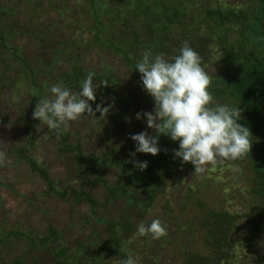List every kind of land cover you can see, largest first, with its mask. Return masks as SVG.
Masks as SVG:
<instances>
[{
	"label": "trees",
	"instance_id": "1",
	"mask_svg": "<svg viewBox=\"0 0 264 264\" xmlns=\"http://www.w3.org/2000/svg\"><path fill=\"white\" fill-rule=\"evenodd\" d=\"M43 1L53 3L55 0H17L12 7L0 9V86L10 93L27 94L30 98L29 110L20 114L26 143L16 148L14 154L18 161L25 162L32 172L44 180L48 193H56L61 199L71 196L75 204L86 203L92 220L103 224L106 231L105 239L90 237L74 247L60 242L54 250L47 249L54 256L52 264H117L118 260L126 259L131 251L123 250V246L129 242L131 234L136 233L138 226V222L126 214L128 209H136L140 220L164 192L166 180L176 170L188 164L174 158V150H178L179 143L164 135L158 138L160 152L156 156L136 153L133 158L129 154L135 152L136 145L135 142L131 143L128 134L133 122L129 123V129L124 126L126 118L133 119L135 116L134 110L142 107L144 112H153L155 107L152 97L143 90L141 74L135 70V64L142 53L150 49L153 54L164 53L169 58L179 54L184 42H188L201 55L203 68L212 62L215 54H221L218 72L209 75V91L216 103L239 107L242 115L238 123L251 132L250 153L236 161L245 163L253 175L251 194L257 200V217L254 220L248 216V225L264 226V129L261 128L264 123V0H248L242 9L229 7L224 0H125V4L132 8L130 13L122 8L113 12L103 0H86L93 9L91 15L96 26L93 29L94 40L118 54L132 73L133 79L119 90L120 81L107 67L102 69V73H95L93 78L97 90L95 101L89 102L91 107L95 111L96 106L103 102V107L111 106V110L106 116L101 117L96 112V115L84 114L80 118L94 120L93 126L102 128L101 143L105 149L108 147L107 141L113 138L110 148L104 152L85 153L79 144L70 143L72 131L62 129L57 135L46 126L48 138L57 141L59 152L74 154L75 172L83 178L79 188L65 187L62 191L56 188L57 182L48 175L47 165L39 163L30 153L31 149L38 148L40 136L36 134V130L43 124L32 118L33 111L40 99L49 97L47 92L50 93L53 84L63 82L72 91H79L81 81L94 71L85 70L76 60L80 46L73 37L66 42H58L53 50L55 55L47 60L40 57L35 65L29 62L20 45L12 43L19 36L30 37L33 42L42 43L41 49L46 52L52 40L46 38L45 30L35 24V30L30 36L31 31L27 26L14 20L15 15L19 14V8L24 6L26 10L31 9L34 23L35 18L42 15L38 13L43 7ZM189 7H196L201 11L198 20H184ZM102 17L110 23L111 36L121 33L124 43L112 44L111 37L103 39L107 28L100 19ZM135 20H138L140 26L136 30L131 26ZM116 23H120L118 30H115ZM52 27H47L48 32ZM234 33L238 39L231 41ZM127 37L130 40L127 41ZM62 60H68L70 66L64 71H58L59 75H53V69ZM42 77L45 80L41 81ZM102 81H108V87L101 86ZM107 97L108 104L105 103ZM121 111L128 112L129 117L118 119ZM105 124H109L110 128H105ZM152 134L151 136L157 135L155 132ZM114 138L118 140L114 141ZM125 144L132 146L125 149ZM133 159L147 161V168L140 171L133 163L128 162ZM106 168L114 172L112 181L106 179L109 171ZM92 186H101L105 190L106 197L101 203L85 191L86 187ZM114 200H123L125 211H121L120 216L115 219L100 217L97 210ZM196 207L199 210L204 208L202 203ZM162 210L169 215L171 207L165 204ZM238 218L239 215L227 211H204L199 226L204 233L203 245L210 254L189 255L185 264H230L226 261L231 251L230 233L235 230ZM12 236H23L34 248L48 246L53 240L60 239L54 229L39 241L15 231L0 236V247L8 244ZM144 257L142 264H161L155 251L146 249ZM9 264H24V261L15 259Z\"/></svg>",
	"mask_w": 264,
	"mask_h": 264
},
{
	"label": "rangeland",
	"instance_id": "2",
	"mask_svg": "<svg viewBox=\"0 0 264 264\" xmlns=\"http://www.w3.org/2000/svg\"><path fill=\"white\" fill-rule=\"evenodd\" d=\"M14 1L17 0H0V9L12 7ZM224 1L229 7L242 9L248 0ZM43 2V7L38 13L42 15L35 18L36 23H33L31 19V9L26 10L24 6L19 8L18 16L14 17L15 21H20V24L27 26L31 31L30 36L36 24L45 30L47 34L45 37L52 40L46 52L41 49L42 43L33 42L30 37L19 36L12 41L21 46L32 65H35L40 57L45 60L51 59L55 45L73 37L80 46L76 60L85 70L92 69L94 73H102L105 67L111 69L114 77L120 81L119 90L133 79L123 59L94 40L93 29L96 26L91 15L93 9L86 0ZM103 3L107 8H112L113 12L122 8L130 13L132 9L125 4V0H103ZM96 9L101 12L99 8ZM200 12L196 7H189L184 20L187 22L198 20ZM100 19L104 21L107 28L103 39L111 37L112 44L124 43L123 35L117 33L111 36L110 23L105 17ZM132 23V29L136 30L140 27L138 20ZM49 25L53 27L48 32ZM116 25L115 30L120 29V23ZM232 35L231 41H236L238 39L236 34ZM128 40H130L129 37H127ZM220 60L221 54H215L212 62L204 68L208 75H215L218 72ZM69 63L68 60H62L53 69V75H59L58 71L67 69L70 66ZM40 80H45V77ZM47 93V97L50 96V93ZM29 99L27 94L10 93L0 86V150L5 151L7 156L5 164L0 166V236L18 231L39 241L46 238L50 230L54 229L60 239L53 240L48 246L34 248L23 236H12L8 244L0 247V264H9L15 259H22L24 264H52L54 256L47 249L54 250L60 242L68 247H74L80 241H86L90 237L106 238L104 225L92 220L86 203L75 204L71 196L61 199L56 193H48L44 180L37 173L32 172L25 162L16 159L14 150L26 143L20 114L29 110ZM108 100L107 97L106 104ZM142 109L141 107L140 110H134L135 116L132 117L133 119L130 118L133 125L132 130L128 132L129 136L145 131L151 136L155 132L147 127L145 118L136 119L137 113H144ZM128 115V112L121 111L118 119ZM93 124L94 120L87 117L79 118L70 122L67 129L73 132L70 143L79 144V147L89 154L104 152L110 148L111 139L113 140L111 137L110 141H107L108 147L105 149L101 143L102 128H95ZM124 126L125 129L131 127L126 121ZM104 127L110 128V125L105 124ZM261 128L264 129V123ZM114 131L117 132V130ZM36 134L40 136L38 148L31 149L30 153L39 163L47 165L48 175L57 182L56 188L61 191L65 187L79 188L83 178L75 172L74 154L59 152L57 141L48 138L45 124L38 127ZM115 140L118 139L114 138ZM133 142L131 140V143ZM131 146V144H125L123 147L128 149ZM233 168H238L240 171H233ZM106 169L109 170L106 179L112 181L114 172L110 168ZM249 169L243 162L229 160L223 164L208 165L207 171L201 176L193 175L195 169L191 163L176 170L166 180L164 192L157 197L152 207L140 220L136 209H128L126 213L137 221L138 225L140 223L149 225L153 219H159L166 226L168 234L159 240H153L150 236L138 237L131 234L123 250L131 251L130 256L136 259L138 264L144 262L146 249L155 251L159 255L161 264H185L186 258L192 254L207 256L210 253L203 245L204 233L199 223L203 212L211 209L239 215L235 230L230 233L231 251L226 261L230 264H264V226L254 224L249 227L248 225V216L256 219L255 211L258 205L251 194L253 175ZM85 191L100 203L106 197V192L101 186L86 187ZM199 203H202L204 207L202 210L196 207ZM165 204L171 207L169 215L163 213L162 208ZM183 205H185L184 208H182ZM125 209L123 200H114L98 209L97 212L100 217L115 219Z\"/></svg>",
	"mask_w": 264,
	"mask_h": 264
},
{
	"label": "clouds",
	"instance_id": "3",
	"mask_svg": "<svg viewBox=\"0 0 264 264\" xmlns=\"http://www.w3.org/2000/svg\"><path fill=\"white\" fill-rule=\"evenodd\" d=\"M135 70L141 74L143 90L155 102L153 112L137 113L136 119L146 118L147 127L157 134L148 132L130 135L135 142L136 153L156 156L160 152L158 138L168 136L179 143L174 150V158L182 163L194 166L193 175L201 176L208 165L223 164L245 158L251 151L252 137L250 130L238 123L241 119L240 108L216 103L209 87L211 77L202 67V57L188 42H184L179 54L166 58L164 53L153 54L149 50L142 53L135 64ZM95 73H88L81 81L79 91H72L63 82L53 84L51 95L40 99L33 111L32 118L45 124L49 131L57 135L63 129L67 131L70 122L82 115L106 116L111 106H96L95 111L90 101H95L97 86L93 83ZM101 86L108 87V81ZM130 123V119L126 118ZM7 160L6 152L0 150V166ZM140 171L147 168V161L130 160ZM233 171H240L233 168ZM167 228L159 219H153L149 225L140 223L135 233L138 237L150 236L159 240L167 235ZM117 264H138L132 256L120 259Z\"/></svg>",
	"mask_w": 264,
	"mask_h": 264
}]
</instances>
